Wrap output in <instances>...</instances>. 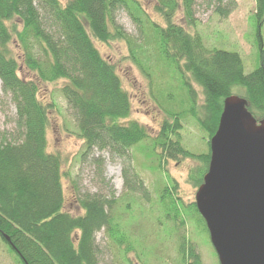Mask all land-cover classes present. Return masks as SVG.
Masks as SVG:
<instances>
[{
    "label": "trees",
    "instance_id": "obj_1",
    "mask_svg": "<svg viewBox=\"0 0 264 264\" xmlns=\"http://www.w3.org/2000/svg\"><path fill=\"white\" fill-rule=\"evenodd\" d=\"M154 1L164 25L151 20L138 0H0L1 91L15 107L14 129L0 131V237L17 264H101L97 232L103 229L117 242L113 198L87 193L78 199L82 214L64 210L61 156L48 150L47 139L56 103L52 98L43 100L41 83L63 81L57 91L74 115L76 133L83 140L82 156L106 151L112 159H120L124 186L130 191L144 188L131 173L130 150L147 138L160 165L188 156L202 160L204 172L199 171L194 180L199 186L210 152L196 156L181 146L180 120L192 115L210 139L217 130L223 100L234 94L235 87L255 120H264V42L259 30L264 0H254L258 66L249 73L244 72L238 52L209 48L198 32L173 21L180 7L188 25L194 26L196 0ZM234 8L233 0H214V13L221 18ZM121 9L135 22L142 41L116 23L115 13ZM13 39L20 55L13 51ZM115 39L127 43L135 63L151 46L183 74L188 109L169 111L158 104L170 122L164 121L153 138L139 122H122L130 115V97L115 64L94 44V40ZM21 68L32 76H21ZM192 83L201 89L199 102ZM177 250L187 254L184 263L192 259V264H201L193 246L179 242Z\"/></svg>",
    "mask_w": 264,
    "mask_h": 264
},
{
    "label": "rangeland",
    "instance_id": "obj_2",
    "mask_svg": "<svg viewBox=\"0 0 264 264\" xmlns=\"http://www.w3.org/2000/svg\"><path fill=\"white\" fill-rule=\"evenodd\" d=\"M60 1L64 3L66 0ZM138 1L151 20L164 25L155 10L154 0ZM233 1L235 8L225 18L214 13V0H196L194 26L188 25L180 7L173 21L187 31L198 32L209 48L238 52L244 72L249 73L258 66L256 20L253 16L255 1ZM115 21L126 34L142 41L135 22L125 9L115 13ZM259 30L264 42V22ZM14 41L13 51L20 55ZM94 44L104 58L115 64L122 87L130 97V115L122 120L123 123L135 120L144 125L153 138L162 123L168 120L158 104L169 111L188 109L182 72L151 50V46L148 47L149 53L138 57L140 62L137 64L130 57L124 40H94ZM20 75L32 76L24 68H21ZM61 84L63 81L59 80L55 84L41 83L39 87L44 101L52 98L56 103V110L50 114L47 139L48 150L61 156L64 210L72 215L82 214L78 199L87 193L108 196L115 201L112 214L117 229L113 238L117 242L103 229L96 234L103 252L101 264H117L121 260L124 264H192V259L183 262L187 254H179V242H184L186 247L193 246L201 264H219L205 222L193 206L198 189L194 180L199 171L200 174L204 172V162L188 156L162 161L161 166L151 139H144L131 147L129 162L131 173L137 175L144 188L126 189L122 175L124 163L120 159H112L106 151L82 156L83 140L76 133L74 115L57 91ZM192 85L199 102L201 89L195 83ZM233 93L239 94L236 87ZM14 117L15 107L9 96L1 91L0 82V131L10 133L14 129ZM180 122L181 146L196 156L208 152L210 139L194 117L184 116ZM173 186L175 189L172 190ZM6 246L0 237V264H17L14 254Z\"/></svg>",
    "mask_w": 264,
    "mask_h": 264
},
{
    "label": "water",
    "instance_id": "obj_3",
    "mask_svg": "<svg viewBox=\"0 0 264 264\" xmlns=\"http://www.w3.org/2000/svg\"><path fill=\"white\" fill-rule=\"evenodd\" d=\"M195 194L219 264H264V120L242 97L224 98Z\"/></svg>",
    "mask_w": 264,
    "mask_h": 264
}]
</instances>
